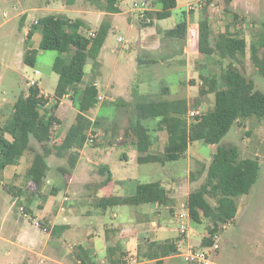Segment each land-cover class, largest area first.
<instances>
[{"label":"rangeland","instance_id":"1","mask_svg":"<svg viewBox=\"0 0 264 264\" xmlns=\"http://www.w3.org/2000/svg\"><path fill=\"white\" fill-rule=\"evenodd\" d=\"M46 1L0 0V103L2 107L8 108L21 93L27 91L29 86L27 79L37 81L45 92L52 93L55 87L57 74L52 70V63L59 51L40 50L34 39V44L31 42L33 49L30 50V52L34 51L32 61L31 63L23 61L26 54L24 31L30 30L33 33L38 30L40 34L39 29L33 27L35 20L52 13L80 17L85 22L80 32L86 35L90 34L89 29L96 28L103 20L97 23L90 14L71 12V6L64 5V1H62L63 5L61 3L47 4ZM79 1L78 7L82 5V2L100 6L104 5L106 0ZM135 1L139 0H117L122 13L114 17L115 23L108 30L105 43L99 53L94 59L89 58L93 64L96 61L101 62V70L99 69L101 73L94 75L97 84L94 87L105 99L95 100L93 109L88 113V116L93 118V123L86 132V138L90 133L98 134L102 129L100 126H103L107 128L105 132L112 134L117 143H120L130 135L126 132L127 127L134 123L137 115L136 99L133 102L135 95L132 93L137 90L146 92L148 95L144 96L147 99L150 97L152 100L160 101L165 94L161 87L164 83L170 87L169 98L185 99L187 108L182 117L186 122L192 118L189 116L191 110L200 109L204 113L212 108V95L199 93L201 83L199 73L208 71L209 74L212 72L219 74L221 66L215 55L205 58L197 51L195 31L191 27L187 29L184 39H177L176 45L168 42L166 39L170 37L164 34L163 46L168 51L145 50L146 52H143L139 43L141 40L139 9L134 7ZM148 1L149 7L154 8L155 1ZM176 1L177 6L172 9L171 16L159 21L158 24L161 27L172 28L184 11L193 16L197 15L199 18L204 15L211 16L218 21L224 16L229 18V23H233L234 17L240 23L243 19L247 20L250 31L246 40V53L237 65L246 77L254 81L255 87L264 93V78L258 74L255 66L259 58L264 56V0H249L248 8L241 0H236L235 7H230V2L227 3L226 0H206L202 9L191 11H187V4L195 3L196 0ZM129 16L133 19L131 24L128 22ZM193 27L195 28V25ZM118 37L121 40H118ZM181 43V48L185 49L184 53L180 48ZM169 47L172 52L169 51ZM145 54L156 59L157 62L139 64L140 66L136 64L135 61L138 58H145ZM182 59H184V65ZM35 69L40 71L39 75L34 74ZM108 83L112 85L108 86ZM3 98L5 101L1 102ZM114 99L124 101L114 102ZM63 102L68 105V100L64 99ZM95 112L107 119L104 125L96 122ZM74 115V108H69L63 117L64 128L73 122ZM148 124L151 128H155L156 124L153 120ZM98 138L99 136H95L92 144H84L85 146L80 150L81 156L102 164L103 155L107 152L108 156L104 162L111 168L115 179L135 178L139 182H149L170 176L184 177L186 180L194 175L197 182L201 184L204 182L206 168L216 147L228 144L237 146L240 158H256L259 162L256 182L249 193L235 198L238 211L234 220L224 224L219 223L212 241L218 244L214 255L216 264H264V120L255 116L238 119L217 144L194 141L190 145L187 156L169 161L163 168L154 162L126 163L120 158L122 152L129 151L126 147L117 143L104 145ZM88 165L92 166V164ZM188 167L191 168L189 176L187 175ZM199 171L200 174H198ZM182 190L181 192L184 193L186 188L184 192ZM208 200L212 204L215 203L213 198L208 197ZM20 207H23L24 212L27 213L26 217L22 215ZM175 210L176 214L187 212L183 205H177ZM29 214L23 204H14L10 208V196L0 187V264H21L20 261L25 256H28L29 264H50L46 258H40L39 254L52 256L56 250L50 246V242L47 244L48 238L50 239L48 233L42 231L41 227L33 225L32 220L28 218ZM185 221L186 234L191 243L200 246L202 238L207 235V228L210 227V219L203 217L200 223L192 222L189 218ZM169 225L173 231L177 229L179 231L178 218L172 219ZM15 235H19L21 241H32V251L20 253L14 245L9 244L7 239L16 240ZM61 243L64 242L61 241ZM43 247L46 249L44 250ZM64 247L68 254V248L66 245ZM7 249L10 250L9 253L6 252ZM184 249L183 246L180 251ZM174 261L177 264H186L179 257Z\"/></svg>","mask_w":264,"mask_h":264},{"label":"trees","instance_id":"2","mask_svg":"<svg viewBox=\"0 0 264 264\" xmlns=\"http://www.w3.org/2000/svg\"><path fill=\"white\" fill-rule=\"evenodd\" d=\"M66 5L76 0H62ZM92 1V0H87ZM160 10L155 12L156 19L167 18L176 6V0H157ZM227 3L230 0H226ZM114 0H107L110 5L107 11L118 12ZM152 21L140 22L142 26L152 25ZM83 23L64 14H49L37 20L33 27L41 29L40 50H57L66 52L67 56L57 55L52 63V70L57 73L58 80L54 90L55 106L63 94L83 77L84 65L89 58L94 59L102 47L110 23L102 21L94 31V35H86L79 31ZM196 43L197 51L204 55L216 54L219 63V74L210 73L200 76V94L212 95V109L203 115L195 116L186 122L182 114L187 108L185 99L156 101L149 100L144 95H136V121L127 127L132 136L134 148L138 151L137 162L165 163L179 159L186 152L189 144L201 141L205 144H217L227 134L231 126L241 118L255 116L264 120V93L255 87L254 81L246 77L238 63L246 53V41L232 36L228 32L211 34L208 18L203 16L197 22ZM187 24L179 21L175 27L165 31L170 38L184 39ZM30 32L25 41L28 42ZM34 51H26L24 61L31 63ZM223 62H225L223 64ZM258 74L264 78V56L256 63ZM96 88L87 86L81 95L79 111L75 122L68 129L58 150L80 149L85 143L86 132L90 127V120L83 112L90 109L96 99ZM46 98L39 94L37 85L28 86L27 91L13 103L11 116L0 126V162L10 164L20 158L26 151H31L29 137L37 141H45L49 135L55 117H42L40 108L46 103ZM153 120L159 129L167 132V142L161 153L150 154L148 147L152 142L149 128L142 121ZM129 130V131H128ZM10 135L6 140L3 134ZM49 150L43 148L42 153L33 152L27 176L40 185L47 170ZM259 172V162L256 158H240L237 146L228 144L217 146L212 153L206 168L204 182L189 192L186 209L192 222L200 223L202 218L210 219L207 235L201 240V247L212 245V237L217 232L219 223L224 224L234 220L237 212L235 198L249 193L256 182ZM201 172L199 171L198 174ZM195 179L194 175L190 176ZM209 198H213L212 204ZM167 195L159 182L137 183L134 193L129 196H112L102 198L101 205H141L154 202L165 203ZM143 257L156 259L160 264L161 258L177 253L174 242H152ZM112 248H107V258L111 264H127L121 259L112 260Z\"/></svg>","mask_w":264,"mask_h":264},{"label":"crops","instance_id":"3","mask_svg":"<svg viewBox=\"0 0 264 264\" xmlns=\"http://www.w3.org/2000/svg\"><path fill=\"white\" fill-rule=\"evenodd\" d=\"M154 1L155 7L153 8L150 6L149 11L147 12L149 20L150 14L152 12H156L161 9L158 1ZM241 1H243L244 5H246V8H248L250 5L248 2L249 0ZM46 2L47 4L61 3L63 5L62 0H47ZM79 2V0H76L73 4L69 5L71 6V12L78 11L83 14H90L97 23H99L101 19H103L102 21H108L110 23V27L115 23L114 17L122 13L117 0H114L113 4L114 6L118 7V12L107 11V8L110 6L107 4V0L105 1L104 5L100 6L82 2V5L78 7ZM235 2L236 0H230L229 6L235 7ZM176 6L174 8H176ZM52 14H64L69 18L80 20L83 23V26L85 25L84 20L80 17H71L65 13ZM171 14L172 10L169 16H171ZM200 18L197 15L193 16L184 11L182 16L178 18V21L175 23V25L179 21L185 20L187 29L189 27L194 29L196 41V28L193 26L195 25L196 27ZM207 18L211 34H216L218 32H228L232 36L243 38L245 41L247 40L248 33L250 31L247 20L243 19V21L240 23L236 20L237 18L234 17L232 20L233 23H229V18H225L224 16L220 17L222 18L220 21L211 16H207ZM163 19L150 20L153 23L152 25L147 26H142L139 22L141 38L139 43L143 52H146L145 50L168 51V49H165L163 46V36L165 31L171 28L161 27L158 24L159 21ZM132 21V17L129 16V24H131ZM36 23L37 20H35L33 24ZM100 24L101 23H99L98 26ZM175 25L173 27H175ZM98 26H96V28L89 29V31L94 32L93 30H96ZM82 27L79 28V31L82 29ZM36 29H39L40 34H38V30L33 33L30 30L24 31L25 38L29 32L31 35L28 39V42L25 41L26 51L33 49L31 42L33 43L34 39L37 41L35 43L36 46H39L41 40V29L39 27ZM166 40L174 45H176L178 42L176 38H169ZM181 46L182 43L180 44V48ZM181 50L184 53L185 49L181 48ZM169 51L172 52L170 47ZM59 54L62 56H67L66 52L64 51H59ZM202 55L205 56V58H210L211 56L215 55L217 58L216 54L214 53L210 55ZM90 59H88L84 65V74L81 81L68 89L67 92L70 93V96L68 98H60V101L58 104H56V106L54 90L57 84L58 75L56 77V83L52 93L43 91L37 83L39 94L47 100L44 106L40 108V113L42 117H48L52 115L55 117V120L45 141H37L35 138L30 136L29 145L31 151H26L20 158L10 164L2 165L0 162V187L10 196V208L14 204H23V206L30 213V217L28 218L32 220L33 225H35V221H39L40 225L37 227H41L40 229L42 231L48 233L50 239L48 238V243H46L49 244L50 242V246L53 247L56 252H53L52 256L49 253L48 256L45 254H39V257L46 258L50 264H111L109 258H107V248L109 247L113 249V255L111 258L112 260L118 259V256L121 254V259L127 264H157L156 259H148L143 257L146 253L154 252L153 250H149V245L152 242H174L178 250L177 253H172L162 257L160 264H177L175 263L174 259L178 257L181 258L179 255L181 247H186L188 245L198 247L191 243V240L187 234L181 236L178 229L173 231L169 225L172 219L176 220L177 218L175 210L176 206L183 205V207L186 208V201L189 192L196 189L200 185L196 179L186 178L185 180L184 177L180 178L176 176H170L169 178L161 177L149 182H139L135 178L115 179L113 177L111 168H109L104 162L108 156L107 152L104 153L103 163L100 164L96 161L93 162L94 160L92 161L90 159H84L81 156L80 150L85 145H83L80 149H57L70 126L75 122V116L79 111V104L83 90L87 86L93 85V83L96 84L94 75L98 72L101 73V62L96 61L93 64L91 63ZM155 62H157L156 59L150 58L148 54H145V58H138L135 61V63L138 65ZM182 63L184 65V59H182ZM215 67L217 69V61ZM207 74H209L208 71L201 74L199 73L200 76ZM28 80L33 79H27V81ZM186 80H188V78H186ZM108 84V86L112 85L111 83ZM161 87L165 93L163 94V101L164 99L165 101L182 99L169 98L171 90L168 84L164 83ZM96 92L95 100L103 101L105 99L104 96L100 95L97 89ZM132 94H136L137 96L148 95V93L140 92L138 90ZM98 95L102 96L103 99L98 100ZM64 99L68 100V105L63 102ZM135 99L136 97L134 96L133 102H135ZM148 99L152 100L150 97ZM4 101L5 98L1 100V102ZM113 101L123 102L124 100L114 99ZM13 103L12 105H9L8 108L2 107V104L0 103V126L11 116L13 111ZM71 107H73L75 110L74 119L67 128H64L62 125L64 121L63 117ZM92 109L93 107L83 112V114L91 122L90 127L92 126L93 118L88 116V113ZM193 110L199 111V115L206 113H203L200 109ZM95 113L96 122L100 125H104V122L107 121V119H105L103 115H100L97 112ZM136 118L137 115L134 122L136 121ZM150 121L152 120L142 121L143 124L149 128V133L152 139V142L148 147V153L158 154L161 153L164 145L167 142V132L164 128L159 129L155 121H153L156 124L155 128H151L148 126ZM100 127H102V129L100 128L101 130L99 133L94 134L96 137L99 136L98 140H102L104 145L116 144V138L112 134L105 132V129L107 128L103 126ZM3 137L6 140H10V135L7 133H4ZM133 142L134 140L132 136L128 135L120 143H117V145L120 144L129 150L127 153L122 152L120 157L126 163L137 162L136 159L139 153L134 148ZM191 144H189L186 152L181 157L187 156ZM43 148H47L49 150V153L46 156L47 170L42 182L40 185H37L31 177L27 176L26 172L30 166L33 152L35 151L42 153ZM148 163L153 162H146V164ZM154 163L160 164L161 168H163L167 162ZM88 164H92V166ZM190 169V167L187 168L188 176L190 175ZM151 182H159L160 185L165 189L167 195V200L165 203L154 202L141 205L123 204L114 206L101 205L100 203V200L106 197L129 196L134 193L137 183ZM184 188H186L185 192L183 191ZM181 189H183L182 191L184 193L181 192ZM180 197H182V199H179ZM15 239L16 240H7L9 244L15 246L17 251L20 253H23L24 251H32V241H21L19 235H15ZM61 241L64 243L62 244ZM65 245L69 250L68 254L65 251ZM43 249L45 250L46 247H43ZM6 252L9 253L10 250L7 249ZM29 261L30 260L28 256H25L20 262L21 264H29Z\"/></svg>","mask_w":264,"mask_h":264},{"label":"built area","instance_id":"4","mask_svg":"<svg viewBox=\"0 0 264 264\" xmlns=\"http://www.w3.org/2000/svg\"><path fill=\"white\" fill-rule=\"evenodd\" d=\"M205 1L206 0H196L195 3L190 2L187 4L186 9H187V11L200 10L204 7ZM133 5H134V7L139 9L138 20L140 22L148 23V22H150V20H156L155 12H152L150 14V20H149V17L147 16V12L149 11V1L148 0L135 1L133 3ZM90 35L93 36L94 32H90ZM118 40H121V38H118ZM34 72H35V74H39V70H37V69ZM27 83L29 86L37 85V82L34 80H28ZM93 85H96V84L93 83ZM69 96H70V93L66 92L63 94L62 97L68 98ZM97 99L102 100L103 98H102V96L98 95ZM197 115H199V111H197V110H191L189 112V116L192 117L191 120ZM94 139H95V135L90 133L85 140V144H92L94 142ZM20 211H21L22 215H24L25 217L27 216V213L24 212L23 207H20ZM177 218L179 220V233H180V235H185L186 234V221H185V219L189 218L188 212L178 213ZM35 225L39 226L40 225L39 221H35ZM184 248L185 249L182 252L181 251L179 252V255L182 258L184 263H186V264H216V261L214 260V255L216 254V251L218 249L217 243L213 242L212 245L206 246V247H201V246L194 247V246L188 245Z\"/></svg>","mask_w":264,"mask_h":264}]
</instances>
